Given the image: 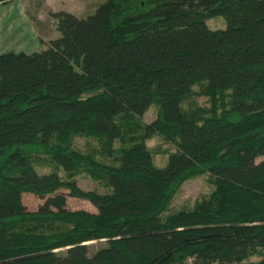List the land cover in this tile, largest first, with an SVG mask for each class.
<instances>
[{
    "label": "trees",
    "instance_id": "1",
    "mask_svg": "<svg viewBox=\"0 0 264 264\" xmlns=\"http://www.w3.org/2000/svg\"><path fill=\"white\" fill-rule=\"evenodd\" d=\"M49 15L43 48L0 52V264H264V0ZM216 16L225 26L208 28ZM193 96L206 101L183 106ZM153 134L173 149L161 167ZM79 136L96 146L76 149ZM204 173L210 191L170 209ZM23 193L43 201L27 210Z\"/></svg>",
    "mask_w": 264,
    "mask_h": 264
},
{
    "label": "rangeland",
    "instance_id": "2",
    "mask_svg": "<svg viewBox=\"0 0 264 264\" xmlns=\"http://www.w3.org/2000/svg\"><path fill=\"white\" fill-rule=\"evenodd\" d=\"M42 0H34L32 9H28L26 14L29 16L33 15L40 17L41 24L36 23L35 20L28 18L27 15H18V10H20L25 4L27 5V0H14L10 5L5 8H0V52L7 50L12 51H23L32 52L33 50H39L44 47H36L35 42L30 41L29 34L26 32L32 31L35 34L40 32V35L44 38H54L58 35L55 29V20L50 17L49 12L51 10L47 8L41 2ZM54 8L57 10H65L67 5L66 0H52ZM97 0H86L85 8L77 9L74 14L79 16H85L92 13L94 10ZM35 3V4H34ZM74 4L70 2L69 5ZM53 9L52 11H57ZM66 11V10H65ZM37 12V14H36ZM208 28L216 29L223 28L225 22L221 16H216L209 18L205 21ZM197 91V88H194ZM206 98L204 96H193L185 99L183 106L188 103H205ZM155 110L151 105L146 111L141 115V121L149 122L154 116ZM117 144H114L116 146ZM146 147L151 150L153 155V162L156 166L161 167L166 161V153L172 151L171 145L164 142L159 136L153 134L150 138L145 141ZM73 146L76 149L85 151L92 149L96 146V141L91 138H83L81 136L75 137ZM263 157H257L255 161L262 159ZM77 185L84 190H89L92 188L100 187L96 186V183L89 180L87 177L83 176L82 173L77 175ZM211 189V185L208 182L207 174H199L186 179L179 187L177 193L170 202V209H178L181 207H191L193 203L200 198L201 195L208 193ZM43 201L30 193L21 194V203L23 207L27 210H34ZM66 208L68 209H83L87 211L94 212L95 208L86 200L66 197ZM93 247L98 245V242H91ZM251 260H255V257H251Z\"/></svg>",
    "mask_w": 264,
    "mask_h": 264
},
{
    "label": "crops",
    "instance_id": "3",
    "mask_svg": "<svg viewBox=\"0 0 264 264\" xmlns=\"http://www.w3.org/2000/svg\"><path fill=\"white\" fill-rule=\"evenodd\" d=\"M14 0H9V2H7L6 4H1L0 5V8H5V7H7L8 5H10L12 2H13ZM34 2V0H27V5L25 4L20 10H18V15H20V17H21V15H27L26 14V11L28 10V9H32L33 8V4L31 3V2ZM67 2V5L68 6H66V11H68V12H71V13H74L77 9H84L85 8V2H86V0H66ZM101 0H97V2H94V4L96 5L98 2H100ZM42 2V4H44L45 6H47V8H49L51 11L53 10V9H55L54 7L55 6H53L52 4H53V2H52V0H42L41 1ZM70 2H74V4H72V5H69L70 4ZM35 4V3H34ZM55 10H57V9H55ZM36 14H37V12H36ZM28 16V15H27ZM30 17V19H33V20H35V22L36 23H39V24H41V27H42V22H41V20H40V17L39 16H36L35 18H34V16L33 15H30L29 14V16H28V18ZM55 23V22H54ZM26 34H29L30 36H29V39H30V41H32V42H35V43H37L36 44V47H41L42 45H43V43H41L43 40L45 41V40H48V39H50V38H48V37H46V38H44V37H42L41 35H40V32L38 33V34H35V33H33L32 31H29V32H26Z\"/></svg>",
    "mask_w": 264,
    "mask_h": 264
}]
</instances>
